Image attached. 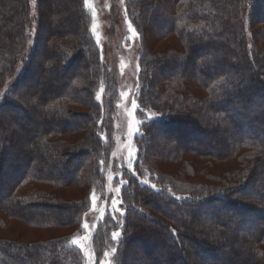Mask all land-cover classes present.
<instances>
[{
	"label": "trees",
	"instance_id": "16d2710c",
	"mask_svg": "<svg viewBox=\"0 0 264 264\" xmlns=\"http://www.w3.org/2000/svg\"><path fill=\"white\" fill-rule=\"evenodd\" d=\"M30 1L0 0V89L20 70L0 103V116L16 112L10 120L23 130L17 136L4 129L0 117V160L5 158L0 170L8 164L17 170L0 192V231L5 220L14 221L24 225V233L36 230L46 238L30 243L0 238V264H85L71 242L83 231L91 195L104 200L119 83L95 40L84 0H33L34 44L20 63L32 23ZM123 5L140 48V135L134 138L132 168H120L127 182L118 194L121 214L104 215L92 237L94 264L109 250L111 264H187L188 252L208 260L204 264H264V48L258 47L264 43V0H123ZM155 18L161 24L154 26ZM255 26H262L261 33ZM37 56L42 81L23 93L19 86ZM26 102L33 122L18 121L17 113L25 111L20 103ZM186 122L183 129L199 136L196 144L186 134L182 141L188 146L173 139L158 145L154 133L179 140ZM202 124L210 127L213 141ZM201 141L213 146L203 148ZM23 142L31 150L24 152ZM72 160L77 162L71 171ZM45 204L56 211L45 214ZM148 232L160 247L142 240ZM136 244L144 254L139 259Z\"/></svg>",
	"mask_w": 264,
	"mask_h": 264
},
{
	"label": "rangeland",
	"instance_id": "374dc122",
	"mask_svg": "<svg viewBox=\"0 0 264 264\" xmlns=\"http://www.w3.org/2000/svg\"><path fill=\"white\" fill-rule=\"evenodd\" d=\"M87 10L89 11L91 17H92V32L95 37L96 42L101 47L103 51V56L107 61V64L109 67H113L116 73V77L118 79V89H119V100L117 104L116 109V115H115V148L113 151V163L111 164L112 167L110 169L104 170L105 171V177H106V188L103 192L102 198L104 200L99 201L98 195L96 193H93L91 195V207L89 212L84 216L83 219V225L82 229L83 231L76 236L71 244L75 247H77L85 257V264H94V256H93V247H92V237L96 231L97 224L102 220L104 215L109 214L110 217H117L121 214V210L119 208V198L118 194L121 189V187L124 185V181L120 177V168H132V164L135 161V145H134V138L138 133V128L141 123L140 118L137 116V109L138 104L136 100V96L138 95V86H137V72H138V56L140 52V48L138 45V38L136 35V32L134 31L131 23L127 19L125 15L123 0H84ZM34 1H30V7H31V27L27 31L28 41L26 46V52L25 55L22 57V59L19 61L20 63L24 58L30 53V51L33 48L34 39H35V24H34ZM113 10V12H112ZM151 23V22H150ZM159 20L155 18L154 26L159 25ZM264 28V27H263ZM262 26H255L253 27V31H260L263 29ZM155 31V30H154ZM153 32V31H152ZM256 32V33H257ZM155 33V32H154ZM261 33V32H258ZM264 34V33H263ZM45 40H41V47L39 48V53L43 54V44ZM258 47L264 48V43L259 42ZM41 61L39 60V56H37L34 60L33 67H32V73H29L28 77L25 79V81L22 83V85L19 86V90L23 93H28L31 90L37 88V85L42 81L43 73L39 71V68L37 65ZM20 73V70H17L13 73L11 77H8L5 80L4 86L0 89V103L3 101L4 96L9 92L12 84L16 80ZM28 102V101H27ZM26 103H20V107L23 108V115L17 113L18 115V121L22 122V120H26L28 122H33L35 120L34 114L29 110L30 106ZM135 104V107L133 105ZM33 106V105H31ZM12 110L5 111L1 113V125L4 129L12 128L15 130V134L17 136H20L22 134L21 129H19L17 126H13L12 122L10 120L11 116L14 115ZM146 118H152L154 117V114H151L150 112H145ZM25 117V118H24ZM17 121V122H18ZM16 122V123H17ZM183 122V121H181ZM185 122V121H184ZM186 123H183L181 125V133H177L180 137L178 140V137L176 136H167L163 133H154L157 139V143L159 146H163L168 140H175V144L182 146L185 144L188 146L187 143H183L182 139L187 134V141L191 143V145L196 144L197 140L199 139V136L196 135L194 132L191 134V132H187V130H184V126H186ZM189 125V124H187ZM31 127V126H28ZM205 133L209 135V140L213 141L211 138L215 137L212 135V131L210 127L208 126H201ZM43 135V134H42ZM186 138V137H185ZM2 139V138H1ZM184 140V139H183ZM35 140L33 143L35 145ZM200 141V140H199ZM3 142V146L6 145ZM38 143V141H37ZM22 150L24 152H27L31 150L29 146L27 147V144L20 143ZM174 144V145H175ZM190 145V146H191ZM200 146L203 148H211L213 146V142L207 141H201ZM46 156V154H44ZM184 157V156H183ZM2 162L4 163L5 158H1ZM0 160V161H1ZM76 160L70 161L72 166H69V169L72 171V167L76 165ZM11 164H8V167L3 166L0 170V192L2 193L6 186L5 183L8 182V179L10 180L11 173H17L13 167L10 166ZM25 165V161L22 162L21 167L23 168ZM113 165L116 166V170L113 169ZM64 166H59L58 172L63 174L65 170ZM6 172H8V176H6ZM14 175V174H13ZM260 183H263V180H259ZM30 183L26 185L25 187H21L17 190V194H23L25 193V189L30 188ZM68 194L75 197L80 198L82 197L81 192L79 193L75 192L74 190H69ZM44 207V213L45 214H52L54 211H56L55 206H51L49 204H45ZM61 208H64L61 207ZM3 218L2 215H0V219ZM6 229L4 231H0V238H4L7 240H17L22 243H30L32 241H36L40 238H46V236H40L39 233L36 230H32L29 233H24L23 228L24 225L20 222L16 223L14 221H6ZM84 225H88L87 228L84 227ZM250 227V226H248ZM189 237L196 238L197 236L194 233H190ZM116 238V237H115ZM142 240H145L148 243H154L158 247H160L159 243L157 242V239L154 238L152 233H145L141 235ZM190 243V241H189ZM223 244V243H222ZM215 247H220L218 244L217 246L215 244H212ZM135 258H141L143 254L142 248L139 246V244L135 245ZM221 249H225L224 245L220 247ZM114 250H109L106 254L104 260L101 264H111V258L113 255ZM186 257L188 259L187 264H204L208 262L204 257L195 258L190 252L186 253ZM231 258V256L229 255ZM220 261V259H219ZM244 261V259H242ZM135 264V263H134ZM174 264H180L179 261H174Z\"/></svg>",
	"mask_w": 264,
	"mask_h": 264
},
{
	"label": "snow or ice",
	"instance_id": "6c2138e0",
	"mask_svg": "<svg viewBox=\"0 0 264 264\" xmlns=\"http://www.w3.org/2000/svg\"><path fill=\"white\" fill-rule=\"evenodd\" d=\"M133 107H135V104L133 105ZM137 135H140V133H137ZM123 183H127L126 181ZM144 183H147V181H144ZM152 188L155 189V185H152ZM85 228L88 227V225H84ZM118 235V233H113V236L116 237Z\"/></svg>",
	"mask_w": 264,
	"mask_h": 264
}]
</instances>
